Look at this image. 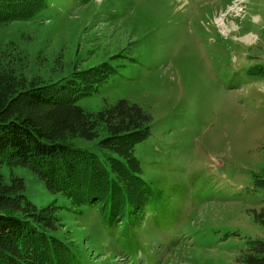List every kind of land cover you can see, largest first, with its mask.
<instances>
[{"label": "rangeland", "instance_id": "rangeland-1", "mask_svg": "<svg viewBox=\"0 0 264 264\" xmlns=\"http://www.w3.org/2000/svg\"><path fill=\"white\" fill-rule=\"evenodd\" d=\"M234 4L224 36L216 21ZM1 63L89 113L126 100L153 118L135 156L164 202L160 226L175 227L157 229L149 214L127 251L96 211L71 207L28 166H1L91 264H130L128 253L144 264H247L251 243L264 242V0H46L31 21L0 26ZM103 63L104 82L85 74ZM104 136L68 146L109 166L117 155Z\"/></svg>", "mask_w": 264, "mask_h": 264}, {"label": "trees", "instance_id": "trees-1", "mask_svg": "<svg viewBox=\"0 0 264 264\" xmlns=\"http://www.w3.org/2000/svg\"><path fill=\"white\" fill-rule=\"evenodd\" d=\"M130 5L126 4V11ZM45 7L46 0H0V26L31 21ZM8 67L0 64V264L92 263L83 248L52 233L62 226L60 220L52 216V208L41 213L26 199L22 179L5 182L2 165L28 166L53 193L66 197L71 207L96 211L105 231L123 240L126 251L149 214L155 228L175 227L173 223L160 226L159 207L164 202L135 156L137 145L152 131L153 118L146 110L122 100L92 114L74 99L53 95V85L28 83ZM108 67L103 63L85 74L104 73L98 81L104 82ZM102 135L99 144L117 155L109 166L92 153L68 146L69 140L95 141ZM258 217L264 223V211ZM126 259L130 264H144L129 253ZM243 261L264 264V242L251 243Z\"/></svg>", "mask_w": 264, "mask_h": 264}, {"label": "bare ground", "instance_id": "bare-ground-1", "mask_svg": "<svg viewBox=\"0 0 264 264\" xmlns=\"http://www.w3.org/2000/svg\"><path fill=\"white\" fill-rule=\"evenodd\" d=\"M235 4H237V2H235ZM231 5L230 7H229V10L230 11H228L227 12V10H225L223 13H222V15H221V17L220 18H217V21H216V24L218 25V27L220 28V29H222L223 30V34H224V36H230L231 35V33H232V31H233V25H231V26H229L228 24H227V19H229L230 17H231V15H233L234 13H236V11H237V5ZM239 13V12H238ZM242 12H240V14H241ZM244 40L246 41V42H251L252 41V39H251V37H246V38H244Z\"/></svg>", "mask_w": 264, "mask_h": 264}]
</instances>
